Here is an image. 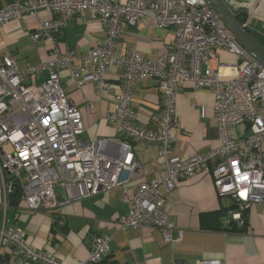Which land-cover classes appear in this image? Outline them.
I'll list each match as a JSON object with an SVG mask.
<instances>
[{
	"label": "built area",
	"instance_id": "built-area-1",
	"mask_svg": "<svg viewBox=\"0 0 264 264\" xmlns=\"http://www.w3.org/2000/svg\"><path fill=\"white\" fill-rule=\"evenodd\" d=\"M248 1L238 8L244 12L242 25L251 30L247 20L258 4L264 7V0ZM39 10H47L50 19L30 34L35 43L43 39L55 44L56 36L84 11L101 22L106 35L85 56L54 48L51 60L25 69H19L14 58L0 56V250L9 248L16 258L31 264H61L54 255L35 250L21 230L6 224L14 185L31 212L51 211L120 190L128 209L115 220L117 228L158 230L162 243L171 246L181 241L183 233L168 219L167 195L179 180L210 174L218 198L232 202L226 224L242 226L250 207L264 205V67L204 0H12L0 9V25ZM139 23L149 29L173 28V48H161L155 60H146L135 50L116 57L115 38ZM220 51L234 56L236 62L220 64L214 71L211 63ZM38 70L48 72L44 82L26 85L25 78ZM112 70L118 92L112 96L113 109L106 120L123 140L112 145L103 138L84 143L79 140L84 132L80 111L68 101L60 73L65 72L76 88L93 84L96 95L104 98L112 91L108 81ZM144 80H154L161 96L156 132L132 122L131 100L136 84ZM184 83L213 95L220 140L217 149L187 159L169 156L172 133L179 126L176 93ZM142 141L158 144L162 169L157 179L131 185L142 175L131 144ZM55 187L62 189L61 199L56 198ZM108 253L109 238L98 235L87 259L77 264H101Z\"/></svg>",
	"mask_w": 264,
	"mask_h": 264
},
{
	"label": "crops",
	"instance_id": "crops-1",
	"mask_svg": "<svg viewBox=\"0 0 264 264\" xmlns=\"http://www.w3.org/2000/svg\"><path fill=\"white\" fill-rule=\"evenodd\" d=\"M12 0H0V9ZM248 0L223 2L235 17L232 8L238 9ZM243 6V5H241ZM50 19L47 10H39L33 16H23L0 25V56L14 58L19 69L39 66L52 59L53 49L59 53L72 52L85 56L105 39V28L98 19L90 18L84 11L75 16L67 27L56 36L55 44L46 40L33 42V33L42 21ZM252 34L264 39V7L258 4L252 19L247 20ZM175 30L147 28L143 23L128 27L115 38L113 52L116 57L135 50L146 60H155L161 48L171 50ZM236 58L218 52L211 63L214 71L220 64H235ZM114 70L108 74L112 91L100 98L94 85L84 84L76 88L65 72L60 73L61 86L68 101L80 111L84 132L82 142L103 138L109 144H117L123 138L116 134L107 120L113 109L112 96L118 92ZM48 72L38 70L25 78L26 85H39ZM132 122L145 131L159 129L161 96L154 80L136 84L132 97ZM214 97L204 89H196L190 83L182 84L176 93L175 114L178 128L174 130V142L169 156L187 159L215 150L220 146L215 121ZM237 132L241 128L235 129ZM132 150L139 162L142 175L131 185L157 179L161 173L158 144L155 142L132 143ZM57 188V189H56ZM54 188L57 199L63 197L60 187ZM16 197L9 198L5 211L6 224L21 230L28 244L35 250L57 257L61 264H77L88 257L89 247L98 235L109 238L108 260L118 264H203V261L220 264H264V205L250 207L242 226L226 228L224 218L232 202L218 198L210 174L202 172L176 182L175 189L167 195L168 219L183 231L182 239L174 245L162 243L158 230L149 228L119 230L115 220L127 212L120 190L114 189L96 196L73 201L51 211H28L15 187ZM133 190L129 191L131 196ZM3 198L0 195V209ZM1 214V212H0ZM106 261L104 264H109ZM0 264H31L16 258L12 250H0Z\"/></svg>",
	"mask_w": 264,
	"mask_h": 264
},
{
	"label": "water",
	"instance_id": "water-1",
	"mask_svg": "<svg viewBox=\"0 0 264 264\" xmlns=\"http://www.w3.org/2000/svg\"><path fill=\"white\" fill-rule=\"evenodd\" d=\"M214 9L221 23L231 32L236 41L264 67V47L242 23L231 14L220 0H204Z\"/></svg>",
	"mask_w": 264,
	"mask_h": 264
},
{
	"label": "trees",
	"instance_id": "trees-1",
	"mask_svg": "<svg viewBox=\"0 0 264 264\" xmlns=\"http://www.w3.org/2000/svg\"><path fill=\"white\" fill-rule=\"evenodd\" d=\"M234 13L237 15L236 18H237L241 23H243L244 20H245L243 10L240 9V8H238L237 10L234 11ZM64 29H65V28H64ZM64 29H63V30H64ZM63 30H62V31H63ZM62 31H61V32H62ZM248 31L250 32V30H248ZM250 33L252 34V32H250ZM253 36H254V35H253ZM261 39H262V38H261ZM256 40H257V39H256ZM257 41H258V40H257ZM258 42H259V41H258ZM262 46H263V45H262ZM15 187L18 188L17 186L14 185V189H13V192H12L10 198H13V197H16V196H17V193H16V191H15ZM226 225H227L226 228L231 227V229H234V228L237 226V224L232 223V222H230L229 224H226ZM106 261H109V260H108V256H106V257L101 261V264H104ZM109 264H118V263H116L114 260H110V261H109Z\"/></svg>",
	"mask_w": 264,
	"mask_h": 264
},
{
	"label": "flooded vegetation",
	"instance_id": "flooded-vegetation-1",
	"mask_svg": "<svg viewBox=\"0 0 264 264\" xmlns=\"http://www.w3.org/2000/svg\"><path fill=\"white\" fill-rule=\"evenodd\" d=\"M250 32H251V30H250ZM252 35H254V34H252ZM254 37H255V39H257V40L259 41V43H260L261 45H263L262 47H264V39H261V38L257 37L256 34L254 35Z\"/></svg>",
	"mask_w": 264,
	"mask_h": 264
},
{
	"label": "rangeland",
	"instance_id": "rangeland-1",
	"mask_svg": "<svg viewBox=\"0 0 264 264\" xmlns=\"http://www.w3.org/2000/svg\"><path fill=\"white\" fill-rule=\"evenodd\" d=\"M56 188V187H55ZM57 189V188H56Z\"/></svg>",
	"mask_w": 264,
	"mask_h": 264
}]
</instances>
